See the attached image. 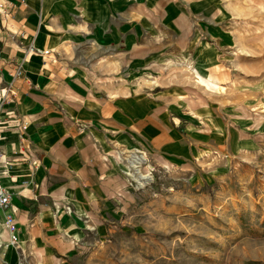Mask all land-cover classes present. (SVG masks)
Masks as SVG:
<instances>
[{"label":"crops","instance_id":"1","mask_svg":"<svg viewBox=\"0 0 264 264\" xmlns=\"http://www.w3.org/2000/svg\"><path fill=\"white\" fill-rule=\"evenodd\" d=\"M263 2L0 0V90L11 83L17 92L3 111L29 121L25 131L2 124L0 152L12 165L1 176L11 206L0 231H12L15 248L1 241L0 258L9 251L6 264H73L124 214L128 179L118 158L127 165L137 152L186 163L223 142L228 128L214 109L221 133L185 114L183 86L138 82L169 68L159 59L197 48L207 62L203 82L213 78L222 49L240 40L239 8ZM17 62L24 72L14 78Z\"/></svg>","mask_w":264,"mask_h":264},{"label":"rangeland","instance_id":"2","mask_svg":"<svg viewBox=\"0 0 264 264\" xmlns=\"http://www.w3.org/2000/svg\"><path fill=\"white\" fill-rule=\"evenodd\" d=\"M239 10L233 29L240 40L222 49L224 63L213 78L203 82L207 62L197 48L198 53H182L194 60L195 72L169 64L156 76L157 84L142 75L146 82H138L147 89L183 86L180 105L189 119L204 129L207 123L208 134L209 126L221 133L214 109L229 134L186 163L146 158L144 185L126 172L129 162L118 158L128 179L121 191L124 214L108 236L86 244L73 264H264V108L259 105L264 104V5ZM211 61L208 57V65ZM202 104L208 113L196 110Z\"/></svg>","mask_w":264,"mask_h":264},{"label":"built area","instance_id":"3","mask_svg":"<svg viewBox=\"0 0 264 264\" xmlns=\"http://www.w3.org/2000/svg\"><path fill=\"white\" fill-rule=\"evenodd\" d=\"M32 51H30L31 53ZM39 53L42 55H47L49 52L47 50H39ZM24 69L22 62H17L13 67L12 75L14 78L21 77L23 75ZM17 97V92L12 86L11 83L0 90V139L2 124H7L10 121L16 123V126L21 130L25 131L29 125V121L26 119L20 118V116L15 111H3V106L6 102H9ZM5 127V126H4ZM12 165V160L6 154L0 152V211L4 213L7 219V211L11 206V194L7 187L2 183L1 176L8 170ZM146 180V179H145Z\"/></svg>","mask_w":264,"mask_h":264},{"label":"bare ground","instance_id":"4","mask_svg":"<svg viewBox=\"0 0 264 264\" xmlns=\"http://www.w3.org/2000/svg\"><path fill=\"white\" fill-rule=\"evenodd\" d=\"M235 54L237 55L236 52H235ZM168 61L169 62L166 61V62H163V63L165 65L173 64L174 66L176 65V66H179L181 68L184 67L187 70H189L190 72H195L196 71V67L194 65L195 62H194V60L191 57L182 55L181 57L176 58L175 61H172V60L171 61L168 60ZM144 77H145L146 81H148L149 83H152V84H157L158 83L157 79H156V77H155V75L153 73L146 72ZM259 105H260L261 108H264V104L263 103L259 102ZM190 114H192V116H196V113L193 112L192 110H191ZM119 160H120V158H119ZM146 160L147 159H146L145 156H142V155L138 154L137 152H132V153H130L128 155V160L127 161L129 162V164H128L129 166H127V171L126 172L130 176H132L141 185H144L145 179L148 180V178H149V176L147 174H144L142 172V166H143V164L145 163ZM2 217L0 215L1 227L7 221L6 218L2 219ZM15 236H16V234H15ZM1 241H7L6 248L10 247L11 245H14L15 241H14V239L12 237V231L9 230V229H3L2 231H0V242ZM1 247H2V245L0 243V248Z\"/></svg>","mask_w":264,"mask_h":264}]
</instances>
